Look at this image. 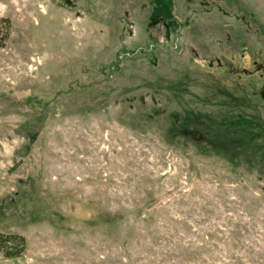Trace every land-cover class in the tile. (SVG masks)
<instances>
[{
	"label": "rangeland",
	"instance_id": "374dc122",
	"mask_svg": "<svg viewBox=\"0 0 264 264\" xmlns=\"http://www.w3.org/2000/svg\"><path fill=\"white\" fill-rule=\"evenodd\" d=\"M0 18V264H264V0Z\"/></svg>",
	"mask_w": 264,
	"mask_h": 264
},
{
	"label": "trees",
	"instance_id": "16d2710c",
	"mask_svg": "<svg viewBox=\"0 0 264 264\" xmlns=\"http://www.w3.org/2000/svg\"><path fill=\"white\" fill-rule=\"evenodd\" d=\"M10 21L0 18V47H3L9 38ZM25 250V241L15 234L0 233V255L5 259H14L22 256Z\"/></svg>",
	"mask_w": 264,
	"mask_h": 264
}]
</instances>
